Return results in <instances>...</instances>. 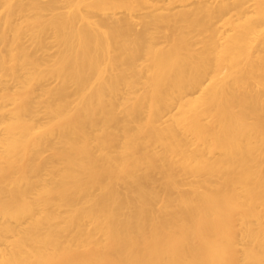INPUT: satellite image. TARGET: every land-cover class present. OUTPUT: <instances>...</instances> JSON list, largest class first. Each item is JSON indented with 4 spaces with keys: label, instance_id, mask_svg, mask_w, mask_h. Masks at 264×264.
I'll use <instances>...</instances> for the list:
<instances>
[{
    "label": "bare ground",
    "instance_id": "1",
    "mask_svg": "<svg viewBox=\"0 0 264 264\" xmlns=\"http://www.w3.org/2000/svg\"><path fill=\"white\" fill-rule=\"evenodd\" d=\"M64 1L0 50V264H264V0Z\"/></svg>",
    "mask_w": 264,
    "mask_h": 264
},
{
    "label": "rangeland",
    "instance_id": "2",
    "mask_svg": "<svg viewBox=\"0 0 264 264\" xmlns=\"http://www.w3.org/2000/svg\"><path fill=\"white\" fill-rule=\"evenodd\" d=\"M51 1L54 0H0V50L3 55L12 51L17 57L16 62L10 61L8 55L6 57V65L10 74L19 71L20 61L26 58L27 55L30 56L34 63L44 58L45 60L42 61L45 62L43 68L55 64V54L58 52V46L57 42H55L54 35L50 34L48 40L41 46L37 29L40 24L45 23V21L50 19L53 15H60L66 10V2L64 0H58V5L53 10H40V5H46V3ZM193 2L194 1H189V4L192 5ZM81 10L86 13L84 5H82ZM99 13V15L102 16H111L115 18H122L127 15L122 9L117 10L115 13H111V11H101ZM145 14L146 11L134 15L133 18L136 21V30L143 28ZM28 19H33L32 23H28ZM24 62H26V60H24ZM47 82L50 83L49 81ZM6 86L8 90H5ZM17 89L18 87H16V84L12 80H10L7 85H3L0 81V120L8 119L10 116L9 109L12 107V100L5 97L4 93L8 91L14 94ZM3 131V125H0V135ZM4 218L5 219H3V217L1 218L2 222L8 220L6 217ZM8 218L10 219V217Z\"/></svg>",
    "mask_w": 264,
    "mask_h": 264
}]
</instances>
